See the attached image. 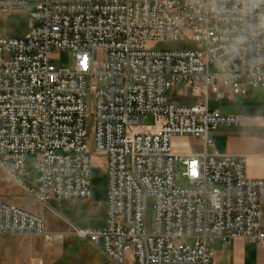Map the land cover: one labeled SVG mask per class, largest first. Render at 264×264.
<instances>
[{"label": "built area", "instance_id": "obj_1", "mask_svg": "<svg viewBox=\"0 0 264 264\" xmlns=\"http://www.w3.org/2000/svg\"><path fill=\"white\" fill-rule=\"evenodd\" d=\"M30 31L0 34V172L42 204L90 198L85 97L93 95V151L106 158V220L72 234L100 244L115 264H212L210 243L253 240L264 250V178L246 175V156L207 153L208 132L243 118L208 105L264 88V4L243 0H0V11L25 8ZM151 40H188L195 48L153 50ZM238 40L243 43L237 44ZM235 45L237 50H233ZM68 50L74 68L52 57ZM103 56L95 60L96 51ZM215 72L209 71V66ZM189 88L194 103L169 91ZM147 115L153 125L143 124ZM264 125V116L251 120ZM174 136L202 141L200 154L173 151ZM34 157L36 176L27 170ZM187 184L175 182L176 167ZM151 198L150 229L143 221ZM40 236L43 217L0 199V235Z\"/></svg>", "mask_w": 264, "mask_h": 264}, {"label": "rangeland", "instance_id": "obj_2", "mask_svg": "<svg viewBox=\"0 0 264 264\" xmlns=\"http://www.w3.org/2000/svg\"><path fill=\"white\" fill-rule=\"evenodd\" d=\"M35 10L34 2L30 1L23 9H15L10 12L0 11V34L4 37H23L29 33L32 22L31 13ZM146 47L153 50H173L183 48H195V43L188 40H151ZM103 52L98 50L94 57L99 61ZM54 61L62 68H74V55L71 51L62 50L52 55ZM209 71L215 72L213 65ZM85 97V131L88 152L90 153V190L88 199H55L49 198L46 204H42L30 196L22 187L8 181L0 172V199L41 215L48 231L64 232L66 235L61 240L48 241L40 236L3 234L0 235V264H115L109 260L100 250V244L89 242L80 238L68 229L65 222L57 218V211L67 217L78 227L85 229H98L103 222L106 200V158L94 153L93 136V95L89 82L86 84ZM170 93V91H169ZM260 104H264V95L258 96ZM210 107H218L221 111L233 112L235 104L229 98L216 101L214 95H209ZM156 119L147 115L143 124L151 126ZM34 157L28 156L26 161L30 178L36 176L34 169ZM175 182L179 186L187 184L181 175V168L176 167ZM152 199L147 198L143 213V221L146 229H150L153 219ZM96 247V248H95ZM106 260V261H104ZM130 256H126L125 264H130Z\"/></svg>", "mask_w": 264, "mask_h": 264}, {"label": "crops", "instance_id": "obj_3", "mask_svg": "<svg viewBox=\"0 0 264 264\" xmlns=\"http://www.w3.org/2000/svg\"><path fill=\"white\" fill-rule=\"evenodd\" d=\"M181 90L182 85H175L170 91L174 101L183 104L196 101L189 88L186 89L185 95L181 94ZM262 95H264V88H249L245 96H230L229 101L235 104L233 112L210 107L208 101L210 109L237 115L244 121L239 126H217L210 129L208 135L212 140V147L206 149L207 153L245 155L247 159L245 171L249 178H264V125L251 121L256 116H264V104H260L258 97ZM171 145L173 151L179 154H200L204 151L202 141L193 136H174L171 139ZM261 209L262 224H264V200H262ZM54 212L59 220L67 224L70 231L73 230V226L85 229L78 227L57 211ZM105 220L106 200L103 222L99 228L105 226ZM209 247L212 252V264H264V250H261L253 240L234 239L223 244L215 239Z\"/></svg>", "mask_w": 264, "mask_h": 264}, {"label": "clouds", "instance_id": "obj_4", "mask_svg": "<svg viewBox=\"0 0 264 264\" xmlns=\"http://www.w3.org/2000/svg\"><path fill=\"white\" fill-rule=\"evenodd\" d=\"M243 3L245 4V11H252L256 6L259 4H264V0H243ZM261 31H264V16H261L259 19V23L255 26ZM243 40H238L236 43L240 44L243 43ZM233 50H237L235 45L233 46Z\"/></svg>", "mask_w": 264, "mask_h": 264}]
</instances>
